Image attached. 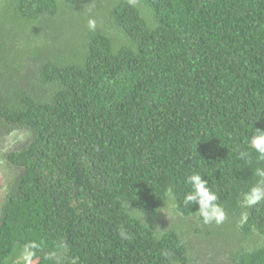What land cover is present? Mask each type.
Here are the masks:
<instances>
[{
    "label": "trees",
    "instance_id": "16d2710c",
    "mask_svg": "<svg viewBox=\"0 0 264 264\" xmlns=\"http://www.w3.org/2000/svg\"><path fill=\"white\" fill-rule=\"evenodd\" d=\"M256 129L264 0H0V264H264Z\"/></svg>",
    "mask_w": 264,
    "mask_h": 264
},
{
    "label": "clouds",
    "instance_id": "9594fccd",
    "mask_svg": "<svg viewBox=\"0 0 264 264\" xmlns=\"http://www.w3.org/2000/svg\"><path fill=\"white\" fill-rule=\"evenodd\" d=\"M88 27L94 30L96 27L95 21L89 20ZM250 146L259 153L260 159H264V131L256 129L255 134L250 139ZM257 174L264 178V170L258 169ZM187 182L192 185V191L186 194L185 203H199V212L205 224L213 221H215L216 224L222 223L226 219L225 211L216 203L217 195L207 187V180L203 179L199 173H193L188 176ZM262 199H264V190L254 186L244 194L242 206L250 208ZM244 218H246V213H242V219ZM120 237L121 239H131V236L123 227L120 229ZM33 247H35V245H33ZM29 255H31V253Z\"/></svg>",
    "mask_w": 264,
    "mask_h": 264
},
{
    "label": "rangeland",
    "instance_id": "374dc122",
    "mask_svg": "<svg viewBox=\"0 0 264 264\" xmlns=\"http://www.w3.org/2000/svg\"><path fill=\"white\" fill-rule=\"evenodd\" d=\"M22 143L20 140L14 139L13 136H3L0 139V150L10 149L11 147L18 146ZM8 174L4 169L0 168V201L3 199L7 192ZM37 261L36 255H29L27 252H23L21 258L18 261L8 259L7 264H34Z\"/></svg>",
    "mask_w": 264,
    "mask_h": 264
}]
</instances>
